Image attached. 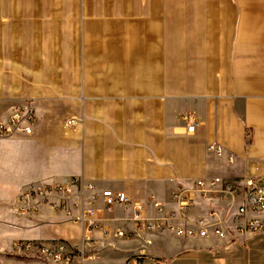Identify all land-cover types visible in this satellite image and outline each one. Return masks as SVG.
Listing matches in <instances>:
<instances>
[{"label":"crops","instance_id":"obj_1","mask_svg":"<svg viewBox=\"0 0 264 264\" xmlns=\"http://www.w3.org/2000/svg\"><path fill=\"white\" fill-rule=\"evenodd\" d=\"M27 102L36 122L16 140L21 191L75 178L151 216V196L174 209L171 194L194 197L198 179L264 185V0H0V121ZM184 113L200 123L191 135ZM96 208L99 226L133 230L132 210ZM27 214L22 241L81 245L82 223L43 205ZM91 237L97 256L72 264H196L195 251L230 241Z\"/></svg>","mask_w":264,"mask_h":264},{"label":"built area","instance_id":"obj_2","mask_svg":"<svg viewBox=\"0 0 264 264\" xmlns=\"http://www.w3.org/2000/svg\"><path fill=\"white\" fill-rule=\"evenodd\" d=\"M185 125L186 134H193L200 126L197 118L191 113L180 116ZM36 112L30 103L14 108L5 121H0V138L29 136L33 133ZM68 125L72 121H68ZM207 152L222 157L225 149L221 145L210 144ZM233 162V157L228 158ZM194 197L183 195L181 190L171 194L175 208L168 210L153 196L149 204L153 215L147 216L141 203H134L125 192L97 190L91 184H82L75 178L64 177L59 182L45 185H29L25 187L18 199L24 212L36 211L43 205L55 212H62L74 221L86 226V232L79 247L62 241H21L15 246L17 253L35 254L55 264H72L75 259L80 261L93 260L97 253L93 249L91 231L99 229L122 239H142L146 234L169 233L190 239L216 238L227 240L230 232L234 237L264 236V185L256 179L243 181L224 177L198 179L193 183ZM87 193L88 197L76 199L79 194ZM109 210L121 205L132 210L131 218L134 228L131 232L123 229H107L99 226L96 212L97 204ZM204 203L205 214L195 219L188 217L191 208ZM235 213L232 215V210ZM75 211H77L75 213Z\"/></svg>","mask_w":264,"mask_h":264},{"label":"rangeland","instance_id":"obj_3","mask_svg":"<svg viewBox=\"0 0 264 264\" xmlns=\"http://www.w3.org/2000/svg\"><path fill=\"white\" fill-rule=\"evenodd\" d=\"M20 136L0 138V264H55L40 255L17 253L15 250L22 241L19 233L23 232L18 219L28 216L18 199L24 186L20 183L24 181V175H19L16 142ZM28 162L32 168V161L27 160L25 167ZM228 238L230 241L217 252L195 251L199 256L196 264H264V238L246 242L248 236L237 238L232 232Z\"/></svg>","mask_w":264,"mask_h":264},{"label":"water","instance_id":"obj_4","mask_svg":"<svg viewBox=\"0 0 264 264\" xmlns=\"http://www.w3.org/2000/svg\"><path fill=\"white\" fill-rule=\"evenodd\" d=\"M259 185L262 186V183L260 182Z\"/></svg>","mask_w":264,"mask_h":264}]
</instances>
